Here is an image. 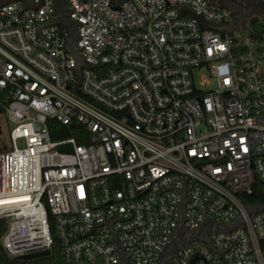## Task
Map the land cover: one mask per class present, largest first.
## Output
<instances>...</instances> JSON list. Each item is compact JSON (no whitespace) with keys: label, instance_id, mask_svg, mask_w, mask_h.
I'll return each instance as SVG.
<instances>
[{"label":"built area","instance_id":"1","mask_svg":"<svg viewBox=\"0 0 264 264\" xmlns=\"http://www.w3.org/2000/svg\"><path fill=\"white\" fill-rule=\"evenodd\" d=\"M56 7L0 6L7 256L58 241L64 264H264V37L251 25L264 15L236 26L212 0H66L81 64L70 29L47 25ZM51 120L72 135L53 139Z\"/></svg>","mask_w":264,"mask_h":264},{"label":"water","instance_id":"2","mask_svg":"<svg viewBox=\"0 0 264 264\" xmlns=\"http://www.w3.org/2000/svg\"><path fill=\"white\" fill-rule=\"evenodd\" d=\"M19 1H22V0H19ZM23 2H25L28 6H32V0H23ZM65 5H66V0H57L56 10H57L58 17H57V19L48 23L47 25L56 24V23L57 24L63 23L70 29L71 40L69 42L68 49L78 58L79 62L82 64V59L79 56L78 48L76 46L77 45V38H78L77 37L78 36L77 22L73 21L69 17V15L65 9ZM261 15H264V13L259 14V16H261ZM247 17H249V19H251L250 16H242V15L237 16V18L234 22V25L242 26L244 24V22L246 21ZM4 148L6 149L7 147L5 146ZM228 228L229 227L227 225H222V226L217 225L216 226L217 230H227ZM176 232H178V230H176ZM198 238L206 239L204 231L201 228L188 233L182 239H179L177 236H172L170 238L168 244L164 248V251L167 252V255L163 256L161 258V260L163 262H166L174 254L175 249L178 246L183 247L186 243L190 242L192 239H198ZM49 254H50V252L48 250H46V251H42V252H38V253H32V254H28L25 256H21L18 259L33 260V259H37V258H41V257H46ZM194 260L195 259H193L190 264H194Z\"/></svg>","mask_w":264,"mask_h":264},{"label":"trees","instance_id":"3","mask_svg":"<svg viewBox=\"0 0 264 264\" xmlns=\"http://www.w3.org/2000/svg\"><path fill=\"white\" fill-rule=\"evenodd\" d=\"M251 25L253 29L262 37H264V19L263 20H258L254 19L251 22ZM0 116L4 117L6 120V131L8 133V143L5 145L7 148L10 146V130H9V124L7 121V117L5 115V106L0 104ZM51 126H56L62 129V132L60 135H56L53 132V139H61V138H66L72 135V133L68 130L65 129L61 124L51 120L50 122ZM3 134V129L2 126L0 125V137ZM5 146L1 147L0 144V152L3 151ZM248 204L254 205L255 201L254 199L250 200ZM4 229L0 226V238L4 233ZM0 264H64L63 257L61 255V250L58 241L55 242L54 247L51 251V254H49L46 257H41L33 260H21L18 258H10L7 256V254L4 252L1 242H0Z\"/></svg>","mask_w":264,"mask_h":264},{"label":"flooded vegetation","instance_id":"4","mask_svg":"<svg viewBox=\"0 0 264 264\" xmlns=\"http://www.w3.org/2000/svg\"><path fill=\"white\" fill-rule=\"evenodd\" d=\"M14 0H0V5ZM23 1V0H22ZM229 8L236 16H250L256 18L264 13V0H212ZM249 17L246 18L248 20Z\"/></svg>","mask_w":264,"mask_h":264},{"label":"rangeland","instance_id":"5","mask_svg":"<svg viewBox=\"0 0 264 264\" xmlns=\"http://www.w3.org/2000/svg\"><path fill=\"white\" fill-rule=\"evenodd\" d=\"M0 125L2 126V129H3V134L0 137V144H1V147H3L8 143V133L6 131V125H7L6 120L4 117H1V116H0Z\"/></svg>","mask_w":264,"mask_h":264}]
</instances>
